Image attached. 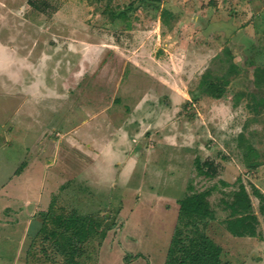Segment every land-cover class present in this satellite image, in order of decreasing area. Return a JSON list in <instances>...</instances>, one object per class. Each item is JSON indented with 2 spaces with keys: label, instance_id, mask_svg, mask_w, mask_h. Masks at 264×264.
I'll use <instances>...</instances> for the list:
<instances>
[{
  "label": "rangeland",
  "instance_id": "374dc122",
  "mask_svg": "<svg viewBox=\"0 0 264 264\" xmlns=\"http://www.w3.org/2000/svg\"><path fill=\"white\" fill-rule=\"evenodd\" d=\"M249 1L241 12L248 0H48L43 11L0 0V264H59L32 238L54 196L115 221L105 238L122 240L100 248L93 238L81 264H163L188 183L216 186L208 234L224 261L264 264L259 198L251 196L261 236H235L222 222L238 178L264 193V86L254 80L264 67V3ZM164 8L174 14L165 23ZM244 13L254 14L255 31L233 36ZM228 53L241 71L226 96L202 94V74L222 73ZM248 144L262 162L256 169L244 160ZM103 146L102 166L111 150L119 160L136 151V169L83 178L77 157ZM196 156L215 160L217 175H198ZM69 179L87 186L61 188Z\"/></svg>",
  "mask_w": 264,
  "mask_h": 264
},
{
  "label": "trees",
  "instance_id": "16d2710c",
  "mask_svg": "<svg viewBox=\"0 0 264 264\" xmlns=\"http://www.w3.org/2000/svg\"><path fill=\"white\" fill-rule=\"evenodd\" d=\"M34 8L43 11L49 6L48 0H28ZM161 1V0H155ZM127 17L126 12L119 14ZM171 10L164 8L161 12L163 22L173 17ZM229 52V51H228ZM230 53V52H229ZM227 54L228 66L220 74H214L207 69L201 76L198 88L202 94L213 98H223L228 91L231 78L240 72V67L232 60L233 55ZM225 61V60H224ZM254 80L256 84L264 86V67L255 66ZM261 102L256 103L257 109ZM244 160L249 169H256L262 162L259 153L253 145L244 146ZM256 152V154H254ZM197 174L206 178H213L218 173V164L213 159L202 160L194 158ZM224 185L229 182L222 181ZM235 190L228 199H223L227 215L222 222L227 230L235 236L259 237L262 232L258 229L259 218L254 211L252 194L259 198L260 210L264 212V193L250 183L251 190L240 178ZM85 187L82 182L69 179L60 187ZM216 186L195 189L192 183L187 184L186 191L178 198L179 209L177 220L173 228L170 243L163 264H230L223 259V247L208 234V226L216 219V210L212 207L210 196ZM87 188V187H86ZM56 196L52 197L46 211L42 212V222L32 238H38L41 243L40 251L49 262L59 264H81L79 256L84 252L86 244L98 237L100 246L107 232L115 225L110 214L105 216L96 212H81L77 207L56 204ZM28 249L27 254H30ZM141 254H126V260Z\"/></svg>",
  "mask_w": 264,
  "mask_h": 264
},
{
  "label": "crops",
  "instance_id": "0c3cea01",
  "mask_svg": "<svg viewBox=\"0 0 264 264\" xmlns=\"http://www.w3.org/2000/svg\"><path fill=\"white\" fill-rule=\"evenodd\" d=\"M249 2L250 1L248 0V4L246 3V4L241 5L242 9L239 8V10H241V12H242V10L243 11L247 10V5H250ZM256 2L257 3L258 2L264 3V0H256ZM243 15H245V16H243V19L241 18L240 21L237 20L239 17L237 19L235 18L237 21L235 20L232 23V26L229 28V30H230V32H232L233 36H236V34H237L238 36L241 37V36L244 35V32L251 33L252 31H255V26L256 25L254 24V20H253L254 19V14H248L247 13V15H246L244 13ZM240 17H242V16H240ZM56 145L57 144L55 143L54 146H56ZM87 145H88V147H91L90 143H88ZM104 147L105 146H103L101 149L96 150L97 152H92V154L94 155V156H92V158L90 157V154L85 153V152H81L82 156H78L77 157V160H78V162L80 164V167H79L78 171L81 172V176L83 178L88 179L90 181H94L95 179H98L99 177H102V180H105L108 177V175H107L108 171L105 170V169L108 168V167H110V170L112 169L113 172H108V173H112V175L114 174L115 168H118L117 170L121 169L124 172H125V170L127 172H130V171H133V170L136 169L137 161H138L137 158H138L139 155H142V154H139L136 151L131 152L128 156L123 157L122 159L119 160V159H117V157L114 158L115 157L114 152L111 150V151H109V154L107 155V158H109L110 162L108 163V165L106 167L102 166L101 159L103 157L102 156V151H103ZM141 151H143V150H141ZM144 151H146V149H144ZM53 152H55V149L53 150ZM53 152H51V154H53ZM146 155H148V152H146ZM70 164L71 163H69V162L65 164L66 165V171L69 170L68 168H70ZM116 166H118V167H116ZM102 171L105 172L104 175L102 174ZM41 180L44 181L43 179H41ZM31 184L35 188V182L34 181L31 182ZM43 184L44 183L41 182V184H38L37 188L34 190L35 194L37 193V196H39V190L42 189ZM37 196H35L34 199H37ZM30 199L34 200L32 197H29V199L28 198L25 199L26 202L23 205L26 206L29 203H31V202H29ZM178 209H179V207H178ZM36 220L39 221V217H37V219H36L33 216L32 220H30L28 222V223H30V224H28V226H29L28 228H30V225H32L31 222L34 223V222H36ZM109 239H111V238H104L103 241H102V244L100 245V248L103 246V244L104 245L108 244L110 247H114L115 246L114 244H117V242L122 240L121 238H118L117 239L118 241L115 240V243L113 242L111 244L110 241L108 242ZM111 245H113V246H111ZM99 251H100V249H99Z\"/></svg>",
  "mask_w": 264,
  "mask_h": 264
}]
</instances>
